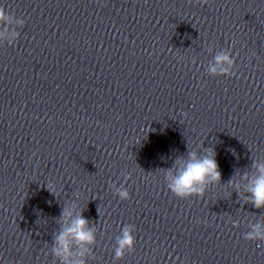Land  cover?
Returning <instances> with one entry per match:
<instances>
[{
	"label": "clouds",
	"instance_id": "9594fccd",
	"mask_svg": "<svg viewBox=\"0 0 264 264\" xmlns=\"http://www.w3.org/2000/svg\"><path fill=\"white\" fill-rule=\"evenodd\" d=\"M207 4L208 0H199ZM23 28L25 21L18 19L14 15L7 13L4 7L0 6V38L10 33L12 38L19 37L20 33L16 31L13 24ZM235 61L228 52H221L214 58V63L209 66L208 71L213 76L235 75L232 69ZM187 115L186 113L184 114ZM203 147V146H201ZM252 168L255 172L241 173V178L247 182L246 203H250L256 209L264 208V163L253 161ZM164 179L168 190L177 198L187 199L191 197H203L206 187L221 181V172L216 160V151L214 148L204 149L202 153L189 150L187 156H179L174 159L172 167L164 169ZM129 177H126L127 180ZM234 179L229 181L233 184ZM115 195L120 200H129L130 192L121 185L116 187L112 185ZM239 195V193H237ZM61 221L63 222L60 232L54 238L52 255H54L59 264H86L83 259L85 253L91 251L92 245L96 243V231L89 227V221L84 217L83 211L73 218V211L70 207H65L61 212ZM135 227L131 224L124 225L121 234L116 238L115 260H121L126 253L134 251L136 238L133 235ZM244 239L249 241H264V223H257L252 226V230L244 235ZM73 241L76 246L81 248L79 258L73 259Z\"/></svg>",
	"mask_w": 264,
	"mask_h": 264
}]
</instances>
